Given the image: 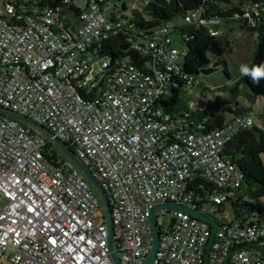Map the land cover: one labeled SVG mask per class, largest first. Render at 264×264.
Returning <instances> with one entry per match:
<instances>
[{
  "label": "built area",
  "instance_id": "1",
  "mask_svg": "<svg viewBox=\"0 0 264 264\" xmlns=\"http://www.w3.org/2000/svg\"><path fill=\"white\" fill-rule=\"evenodd\" d=\"M41 1L0 0V194L7 200L0 208V264H117L101 199L72 161L54 153V138L105 191L117 258L142 264L157 205L196 209L188 192L195 179L211 184L214 204L238 198L244 172L224 150L255 122L240 112L204 132L201 122L163 113L160 101L180 82L183 90L200 84L183 73L186 53L174 43V22L129 39L138 61L112 60L98 52L123 32L122 22L106 13L117 5L113 0H66L74 10ZM185 22L222 33L200 11ZM1 110L46 126L53 137ZM159 212L172 221L167 231L157 222L160 240L150 264H206L212 225L178 209ZM243 246L264 248V218L251 225L224 216L209 263L229 256L225 264H264V252Z\"/></svg>",
  "mask_w": 264,
  "mask_h": 264
},
{
  "label": "trees",
  "instance_id": "2",
  "mask_svg": "<svg viewBox=\"0 0 264 264\" xmlns=\"http://www.w3.org/2000/svg\"><path fill=\"white\" fill-rule=\"evenodd\" d=\"M118 3L111 8L110 16L112 19L122 22L123 32L102 43L98 52L100 56L109 57L112 60L125 57L136 62L138 55L131 49L130 40L151 35L161 25L174 22L181 35L185 36L182 35L183 49L186 53L183 64L184 75L196 79L195 76L200 73L210 74L220 64L226 65V61H222L220 58L232 51V42L225 37L223 32L220 35H213L206 24L195 25L185 22L187 14L200 11L206 20L215 19L218 24L225 22L230 25L231 22L237 20L243 21V29L255 34L253 56L248 67L264 66V0H145L140 9H132L133 16L129 19L126 15L122 18L116 17L117 9L127 10L125 2L118 0ZM45 5H60L67 10L76 9L66 0H42L38 4V6ZM249 17H254L256 23H251ZM179 18L183 19V23L179 21ZM213 60H215L214 66L210 67ZM225 72L228 74L227 69ZM197 81L200 83L198 87L203 85L199 80ZM240 83L247 89V93H251V97H264V78L260 80L259 84H254L249 76L242 75ZM182 84L180 82L178 88H174L172 95L168 96L166 100L160 101L163 113L178 115L195 123L201 122L204 125V132L222 127L228 120L223 113L213 114L204 108H193L192 105L184 103ZM232 85H234L232 90L238 92L239 84L233 83ZM228 110L233 112L230 108ZM237 114L236 111L235 115ZM50 147L54 149V153H57L60 159H65L56 144H50ZM263 153V128L254 124L234 136L226 144L224 155L234 160L244 172V181L238 198L230 199L227 203L214 204L210 200L211 184L195 179L190 184L188 192L196 200V209H203L204 206L214 204L219 207V213L223 214L226 205L230 204L233 220L253 225L263 219ZM243 191L244 194H242ZM205 215L218 223L219 219L216 213H205Z\"/></svg>",
  "mask_w": 264,
  "mask_h": 264
},
{
  "label": "rangeland",
  "instance_id": "3",
  "mask_svg": "<svg viewBox=\"0 0 264 264\" xmlns=\"http://www.w3.org/2000/svg\"><path fill=\"white\" fill-rule=\"evenodd\" d=\"M126 3L127 10L117 9L116 17L122 18L125 15L129 18L133 16L132 9H140L145 0H121ZM113 4H119L118 0H113ZM110 15V12H106ZM251 23L255 24L256 19L249 17ZM179 21L183 23V19L179 18ZM243 21H234L230 25L223 22L217 24L222 29L225 37L232 42V51L227 53L220 59L226 61L225 64L217 66L210 74L200 73L195 76L203 85L209 87H215L214 91H207L203 93L201 87H195L182 91V99L187 105H192L193 108L201 107L213 114H224L229 120L235 115L236 111H240L243 114L251 116L255 122V125L264 129V97L253 98L251 93H247V89L240 83L241 65H249V62L253 56V46L255 40V34L243 29ZM232 28V29H231ZM174 43L183 48L182 35L180 32L173 33ZM215 60H213L210 67L214 66ZM227 69L228 74L225 72ZM239 84V91L234 92L232 90V84ZM232 109L230 112L228 109ZM262 160L264 162V153L262 154ZM245 192L243 191L242 194ZM264 201V198H263ZM7 203V200L0 194V208ZM205 211L209 210L216 213V216L221 220L224 216L226 219L232 218V211L230 204L226 205V210L223 214L219 213V207L217 205L204 206ZM172 221L171 214H157V222L161 231H167L170 228ZM6 264H12L5 261Z\"/></svg>",
  "mask_w": 264,
  "mask_h": 264
},
{
  "label": "water",
  "instance_id": "4",
  "mask_svg": "<svg viewBox=\"0 0 264 264\" xmlns=\"http://www.w3.org/2000/svg\"><path fill=\"white\" fill-rule=\"evenodd\" d=\"M1 112L4 115H7L9 117H13L17 120H19L22 123H25L27 125H29L30 127H32L35 131L41 132L47 136L53 137V133L44 125L36 123L26 117L20 116L18 114L9 112V111H4L1 110ZM54 142L57 145V147L59 148L60 152L70 161L73 162V164L80 170L82 171V173L84 174V176H86L89 181L92 183L93 188L96 190V192L98 193L100 199H101V203L102 206L105 208V216L107 219V223H108V230H109V237H108V246L110 251L112 252V258L114 259V261L117 264H122L121 261L117 258L116 254L113 252V247H114V230H113V222H112V218H111V211H110V204L108 201V197L105 193V191L103 190L101 184L99 183V181L95 178V176L93 175V173L82 163L81 160H79L76 155L74 154V152L72 151V149H70L64 142H62L60 139L54 138ZM164 208H169V209H178V210H182L185 211L199 219H202L204 221L209 222L212 225V233L209 239V242L206 246V252H205V257H206V264H210L209 263V254H210V250H211V246L212 243L214 241L215 238V234H216V230L218 228V223L217 221H215L214 219H212L211 217L199 212L196 209H193L192 207L189 206H184V205H178V204H172V203H166V204H160L157 205L151 214V225H152V245H151V250L149 252V254L147 255V258L145 259V261L142 264H150L151 261L154 259L155 254L158 250V246H159V240H160V230L157 224V213ZM243 247H251L254 249H257L259 251L264 252V248H260V247H256V246H243ZM234 252V251H233ZM229 259V256L226 258V260L224 261L223 264H225Z\"/></svg>",
  "mask_w": 264,
  "mask_h": 264
},
{
  "label": "clouds",
  "instance_id": "5",
  "mask_svg": "<svg viewBox=\"0 0 264 264\" xmlns=\"http://www.w3.org/2000/svg\"><path fill=\"white\" fill-rule=\"evenodd\" d=\"M240 73L249 76L254 84H259L260 80L264 78V66L249 68L247 65H241Z\"/></svg>",
  "mask_w": 264,
  "mask_h": 264
},
{
  "label": "crops",
  "instance_id": "6",
  "mask_svg": "<svg viewBox=\"0 0 264 264\" xmlns=\"http://www.w3.org/2000/svg\"><path fill=\"white\" fill-rule=\"evenodd\" d=\"M240 111H237V113H239ZM260 127V126H259ZM262 128V127H261Z\"/></svg>",
  "mask_w": 264,
  "mask_h": 264
},
{
  "label": "snow or ice",
  "instance_id": "7",
  "mask_svg": "<svg viewBox=\"0 0 264 264\" xmlns=\"http://www.w3.org/2000/svg\"><path fill=\"white\" fill-rule=\"evenodd\" d=\"M29 211H31V210H29ZM53 243H55V241H53Z\"/></svg>",
  "mask_w": 264,
  "mask_h": 264
}]
</instances>
